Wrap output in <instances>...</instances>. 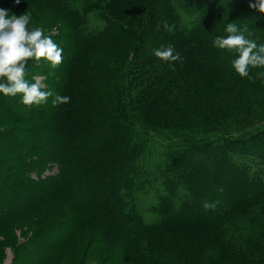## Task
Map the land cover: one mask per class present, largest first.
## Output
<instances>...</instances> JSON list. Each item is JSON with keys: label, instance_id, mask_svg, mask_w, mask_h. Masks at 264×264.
<instances>
[{"label": "trees", "instance_id": "1", "mask_svg": "<svg viewBox=\"0 0 264 264\" xmlns=\"http://www.w3.org/2000/svg\"><path fill=\"white\" fill-rule=\"evenodd\" d=\"M250 2L85 0L81 7L76 0H0L9 15L34 7L30 30L40 25L45 33L57 23L58 34L50 36L62 39V63L46 71L29 60L25 79L33 83L34 73L46 74L52 86L44 90L71 98L42 104L35 121L32 110L25 112L26 125V115L2 111L9 96L0 93V194L10 195L0 199V236L34 222L37 232L18 248L26 260L32 243L50 241L42 250L53 259L89 235V250L106 249L105 264H264V77L257 76L264 67L249 66L251 78H242L232 66L238 54L213 46L229 35L228 23L247 26L253 35L245 37L264 44V14ZM178 10L194 17L191 28L180 26ZM91 13L107 22L99 34L84 33ZM165 21L174 32L164 29ZM169 44L181 60L154 55ZM40 129L46 137L54 131L51 139L68 138L64 151L79 144L75 160L58 157L55 148L37 155L27 142L45 136ZM160 131L173 135L158 166L166 194L157 196L151 209L157 219L148 224L135 203L145 190L139 163ZM26 148L28 162L11 167ZM9 198L13 204L5 203ZM205 203L214 209L205 210ZM256 209L261 228L243 231L234 219ZM175 240L178 257H163L172 255Z\"/></svg>", "mask_w": 264, "mask_h": 264}, {"label": "rangeland", "instance_id": "2", "mask_svg": "<svg viewBox=\"0 0 264 264\" xmlns=\"http://www.w3.org/2000/svg\"><path fill=\"white\" fill-rule=\"evenodd\" d=\"M83 1L85 0H76L77 4H79L81 7H82L81 3ZM88 1H92V0H88ZM110 1L111 0H105V3H108ZM108 7L110 6L107 4H104V8H105L104 10H107ZM33 10H35L34 7H31V6L24 7L20 10V14L30 13L31 18H32ZM44 11L45 10H43L42 12L45 13ZM178 13H179L178 16H180V21H179L180 26L184 28H191L190 26H193L194 24V20H195L194 17H190L186 15L185 13L181 12L180 10H178ZM52 24L54 26H52L51 30H49L48 32L46 31L44 33L45 35H57L58 34V29L56 28L57 23L53 22ZM106 25H107L106 20H104L101 16L97 15L96 13L88 14L87 24L85 25L84 33L87 35L99 34L105 29ZM39 28H42L44 30V28L41 27L40 25H39ZM64 37H67V32L64 33L63 35V41H64ZM54 42L61 48L62 39H57ZM57 42H59L60 44H58ZM94 61L99 62L101 60L100 58H96ZM108 63L109 62H106L107 65ZM37 67L38 69L40 67H41L40 69H47L46 71H49L51 69L50 63L42 62V60L37 62ZM34 74H35L34 77L44 78L43 82L47 86L46 89L52 86L51 82L46 79V76H47L46 74L42 75V73H39V72L34 73ZM20 95L21 94H19V96ZM53 98L54 97H50L48 101ZM47 103H48V106L49 105L51 106L52 104L51 102H47ZM40 106L41 105L39 106L33 105L31 107L26 106L21 102V100L18 98V95H17L15 97H8L7 105L6 107H3L2 111L5 112L7 111L8 108H11V111H12L10 114L11 116H15L16 118H20L22 116L24 118V115H26L25 112L32 110L30 111L32 113L30 112L29 113L31 114V116H33L32 119L35 121V120H38L36 112L40 108ZM31 116L29 117L27 116L26 121H25L26 125L27 123H29V118ZM46 119L49 120L51 118L47 116L45 118V121ZM23 121L24 119H21V122H19L18 124H21V123L24 124ZM53 129L57 130V133L59 134V131H60L59 127L54 126ZM46 130L47 129H40L38 131L39 133L41 131H44L45 133ZM27 131L28 133L32 132L31 130H27ZM50 131L52 132L53 130H50ZM53 132L52 134H48L49 137H46V133H45V136L44 134L41 133L37 141L35 142V144L34 142L30 143L31 141L27 143L28 145H35V151L38 153L37 155H39L40 157H43L44 155H46V152L48 150L50 149L52 150L55 148L57 153L59 154L58 157L63 158L65 156H68L71 160H75L73 157V153L81 149L79 144L70 143V150L64 151L61 148V144L67 141L68 138L65 137L64 139H60V140L51 139V136L53 137L55 136V133ZM165 133L166 134L160 131L159 133L152 134L151 136L152 141L150 143L151 153H148L145 157H142L139 163L140 166L141 165L143 166L142 167L143 169H142V172H139L138 174L140 176V179H142L143 185L145 186V190L139 192L138 196L135 199V203L139 205L138 211L142 215L145 222L148 224H150L151 222H154L157 219L156 213L152 212L151 210L152 207L158 204L159 202V198L157 196L158 195L164 196L166 194L165 187L163 186V183H162V175L158 171L159 170L158 166H159V163L163 164L162 161H164L165 157L162 154L167 151V145L171 143L168 141L167 138H171V136L173 135L168 132H165ZM56 136L62 137V135H56ZM4 149H5L4 143L0 142V153L4 154L5 153ZM27 154H28L27 148L26 150L24 149V150H21L20 152H16L12 158V163L10 164V166L14 167L16 163L20 161H24V160L27 163L28 162L27 157H26ZM244 160L247 163L254 162L252 159H249L248 157L244 158ZM56 172H57V169H54L52 171H47L45 174L53 175ZM29 174L30 173L27 172L26 176H28ZM185 194L186 193L184 190H180V195L183 196L182 198L185 197ZM8 196H10L8 192L4 191L0 194V199H3L4 197L6 198ZM11 200L12 199L9 198V200H7L5 203L13 204ZM257 213H258V209H256L254 211V215L250 216L249 218L247 219L235 218L234 222H236L237 224L241 223L239 227L245 232H249L251 229H260L261 223H258L255 219H253V217L257 215ZM33 224L34 222L31 224L20 222L14 226L11 236L7 235V237L5 238L3 236H0V241H2V245H0V264H49L52 262V260H55L54 261L55 264H105L104 261L107 256V252L105 251L106 249H104L103 251H100V248L98 247L95 251L92 248H90L89 250V248L87 247L90 243L89 235L85 236L82 240H79L77 243L75 242L71 243V245H69V247L61 254L57 256H55L54 254L55 257L53 259L51 256L44 257L46 250H42L44 247L49 245L50 241L42 240V241L32 243L33 246H30L27 249V253L30 258L26 260V258L24 257L25 255L23 254L24 250H20V249L18 250V248L21 246V244L28 243L29 238L33 236L35 232H37L38 227ZM11 240L13 241L14 244L12 246H9V245L5 246L8 243V241H11ZM172 244L174 245V249L171 248L172 255L171 256L163 255V257H166V258L178 257L177 256L178 250L176 249L178 246L177 240H175L174 243ZM182 244H185V242L182 241ZM188 247H190V245H188ZM158 251L161 252L163 250H161L160 248L158 249ZM84 257H85V261H84ZM187 258L189 259L190 255H188Z\"/></svg>", "mask_w": 264, "mask_h": 264}, {"label": "clouds", "instance_id": "3", "mask_svg": "<svg viewBox=\"0 0 264 264\" xmlns=\"http://www.w3.org/2000/svg\"><path fill=\"white\" fill-rule=\"evenodd\" d=\"M20 2L21 0H15L16 4ZM249 7L264 14V0L250 2ZM30 21V13L9 15L7 10L0 8V93L9 97L21 94V102L29 107L45 104L50 97H54L52 99L54 107L67 104L70 97L44 90L47 86L43 82V77H34L33 83L25 79L29 60L39 62L43 59L50 62L53 70L57 69L63 60L62 48L50 35H45L42 28L30 30L28 27ZM163 27L170 33L174 32V26L169 25L167 21ZM225 30L229 35L216 37L213 46L238 54L232 66L240 77H249V66L264 67V44L258 46L254 40L245 37L244 33L248 36L253 35L247 26L241 30L236 24L228 23ZM154 55L165 62L181 60L178 52L174 54V46L171 44L154 50ZM257 76L264 77V72L258 73ZM203 207L210 210L214 209L215 205L205 203Z\"/></svg>", "mask_w": 264, "mask_h": 264}]
</instances>
